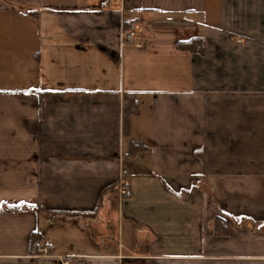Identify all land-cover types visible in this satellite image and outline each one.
Masks as SVG:
<instances>
[{
	"label": "crops",
	"instance_id": "crops-1",
	"mask_svg": "<svg viewBox=\"0 0 264 264\" xmlns=\"http://www.w3.org/2000/svg\"><path fill=\"white\" fill-rule=\"evenodd\" d=\"M4 206L0 264H264V0H0Z\"/></svg>",
	"mask_w": 264,
	"mask_h": 264
},
{
	"label": "trees",
	"instance_id": "trees-1",
	"mask_svg": "<svg viewBox=\"0 0 264 264\" xmlns=\"http://www.w3.org/2000/svg\"><path fill=\"white\" fill-rule=\"evenodd\" d=\"M49 94V93H48ZM48 94H41V103L43 104L45 102V98L46 96H48ZM125 98V105H124V134L128 135L130 132V120L129 117L132 114H136L139 112V102L138 100L135 98V96L133 94H126L124 96ZM134 152L136 149L139 148V146H137L136 144H132V147ZM210 199L212 202V197L213 195H210ZM17 207H8V206H4V207H0V213L4 212L6 210H16ZM219 209V208H218ZM58 214H62V215H67V216H73L72 213L69 212H57ZM221 221V223H223L222 219H219V222ZM218 223V222H217Z\"/></svg>",
	"mask_w": 264,
	"mask_h": 264
},
{
	"label": "built area",
	"instance_id": "built-area-1",
	"mask_svg": "<svg viewBox=\"0 0 264 264\" xmlns=\"http://www.w3.org/2000/svg\"><path fill=\"white\" fill-rule=\"evenodd\" d=\"M121 36L122 44L124 46L132 45L134 47H141L143 45L141 31L139 27L134 23H131L127 29L123 30ZM118 191L121 199H128L132 195L131 188L125 183H121L119 185Z\"/></svg>",
	"mask_w": 264,
	"mask_h": 264
},
{
	"label": "rangeland",
	"instance_id": "rangeland-1",
	"mask_svg": "<svg viewBox=\"0 0 264 264\" xmlns=\"http://www.w3.org/2000/svg\"><path fill=\"white\" fill-rule=\"evenodd\" d=\"M93 229H94V227H92V228L89 230V233H90V234H92ZM116 229H117V232H118V231L120 232V229L118 228V225H117V228H116Z\"/></svg>",
	"mask_w": 264,
	"mask_h": 264
}]
</instances>
